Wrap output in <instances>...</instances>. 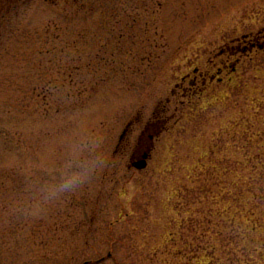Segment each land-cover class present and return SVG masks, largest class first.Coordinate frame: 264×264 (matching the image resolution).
<instances>
[{"label": "rangeland", "instance_id": "374dc122", "mask_svg": "<svg viewBox=\"0 0 264 264\" xmlns=\"http://www.w3.org/2000/svg\"><path fill=\"white\" fill-rule=\"evenodd\" d=\"M262 32L264 0H0V264H209L208 246L232 264L263 245L232 246V173L200 189L220 175L202 162L232 163V117L264 114V49L235 53Z\"/></svg>", "mask_w": 264, "mask_h": 264}, {"label": "trees", "instance_id": "16d2710c", "mask_svg": "<svg viewBox=\"0 0 264 264\" xmlns=\"http://www.w3.org/2000/svg\"><path fill=\"white\" fill-rule=\"evenodd\" d=\"M262 108L264 109V107ZM231 135L232 163L225 160L217 162L218 160L212 159L207 166L206 163L202 162L200 170L210 167L213 172H219L220 175L218 179L205 181L200 189L206 190V195L216 193L212 187L215 185L225 186L222 176L227 175L228 172L232 173V181L229 186L232 187L230 194L232 195L233 246L234 243L238 244L244 239L247 240L253 237L254 233L264 229V210L260 212V208L264 207V114L259 115L258 113L254 118L253 114L240 112L239 116L232 117ZM226 146L228 145L226 144ZM212 154H217L215 146H212ZM220 193L217 192L216 194L220 195ZM246 249L249 248L246 247ZM209 251L215 253L217 249H213L211 246L204 249L206 255L211 256L208 263L216 264L215 257ZM252 251L259 254L261 257L259 259H264V244L255 245L253 249L248 251L240 248L237 251L238 254L232 252V264H258L259 261L254 259L255 256L251 254ZM222 262L219 260L218 264H222Z\"/></svg>", "mask_w": 264, "mask_h": 264}, {"label": "flooded vegetation", "instance_id": "af4514ba", "mask_svg": "<svg viewBox=\"0 0 264 264\" xmlns=\"http://www.w3.org/2000/svg\"><path fill=\"white\" fill-rule=\"evenodd\" d=\"M244 39H245V42H246L245 44L246 45L243 48H242V45H239V49L240 50L239 51H236L235 50V53H237V52L246 53V52L252 51L253 49H256L258 47H261V46L264 47V34H263V32L258 37L255 36V37H252V39H248V37L246 36V37H244ZM238 42H239V44L242 43V41L240 42V41L237 40L236 43H238ZM247 42H249V44H250L249 46L247 45ZM198 72H199V70H196L195 71L196 76H195V78L193 80H191L189 82L188 90L185 89L188 92L185 93V95L188 94V96L189 95H192L193 96V95H195V94H197L199 92V91L196 92V90H197L196 89V86L198 84V79H197ZM219 72H221V69H219ZM189 79H191V76L190 75H187V76L184 77L183 81L184 82H187ZM204 79H207V76H205ZM183 92H184V90H183ZM139 158L136 155L134 157V159H139Z\"/></svg>", "mask_w": 264, "mask_h": 264}, {"label": "water", "instance_id": "95a60500", "mask_svg": "<svg viewBox=\"0 0 264 264\" xmlns=\"http://www.w3.org/2000/svg\"><path fill=\"white\" fill-rule=\"evenodd\" d=\"M263 46H261L262 48ZM149 151H144L139 159L132 161V166L138 169H144L148 166Z\"/></svg>", "mask_w": 264, "mask_h": 264}]
</instances>
